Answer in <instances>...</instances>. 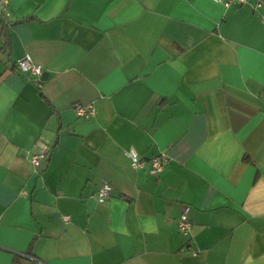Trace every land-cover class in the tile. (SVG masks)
Returning a JSON list of instances; mask_svg holds the SVG:
<instances>
[{"label":"crops","instance_id":"0c3cea01","mask_svg":"<svg viewBox=\"0 0 264 264\" xmlns=\"http://www.w3.org/2000/svg\"><path fill=\"white\" fill-rule=\"evenodd\" d=\"M254 1L3 3L0 264L28 251L45 264H264V8ZM25 54L44 68L39 79L17 69ZM76 103L95 116L78 117ZM130 148L165 156L166 168L135 169ZM104 181L112 194L99 203Z\"/></svg>","mask_w":264,"mask_h":264},{"label":"built area","instance_id":"2783aa9c","mask_svg":"<svg viewBox=\"0 0 264 264\" xmlns=\"http://www.w3.org/2000/svg\"><path fill=\"white\" fill-rule=\"evenodd\" d=\"M218 1L223 2L224 5L227 7L241 6L249 2V0H218ZM5 2L6 0H1L0 3V11L2 13H5V11L2 8L3 3ZM253 8L255 10H260L264 8V0H255L253 3ZM262 20L264 21V13L262 14ZM16 67L21 73L36 79H39L44 73V68L41 65L35 64L29 54H25L20 59H18L16 62ZM73 110L78 117L87 118V119L94 117L96 114V109L93 103H89V104L76 103L73 106ZM126 154L130 158L131 165L135 169L146 168L148 174L152 176H159L167 166V159L165 158V156H157L150 159H145L141 157L133 148H130L126 152ZM46 157H47V152L45 149H42L33 154L31 161L34 165H38L40 161L45 159ZM111 194H112L111 184L108 181H104L97 190L96 199L99 203H103L111 196ZM189 212H190V206L188 204H185L178 218V228L179 231L182 233H187L191 229V220H190ZM63 219L67 222L69 221V216H63Z\"/></svg>","mask_w":264,"mask_h":264},{"label":"trees","instance_id":"16d2710c","mask_svg":"<svg viewBox=\"0 0 264 264\" xmlns=\"http://www.w3.org/2000/svg\"><path fill=\"white\" fill-rule=\"evenodd\" d=\"M17 23V22H16ZM16 23H13L12 25H15ZM0 24L3 26V29H6L9 27L8 22L6 21L4 13L0 11ZM7 33H5V37ZM3 44L6 46L8 44V41L5 39ZM14 264H45L38 256H36L33 252L28 251L26 255H15L13 258Z\"/></svg>","mask_w":264,"mask_h":264},{"label":"water","instance_id":"95a60500","mask_svg":"<svg viewBox=\"0 0 264 264\" xmlns=\"http://www.w3.org/2000/svg\"><path fill=\"white\" fill-rule=\"evenodd\" d=\"M43 80V78L41 79V81Z\"/></svg>","mask_w":264,"mask_h":264}]
</instances>
